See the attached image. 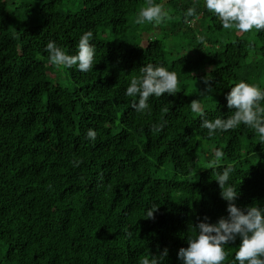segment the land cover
Instances as JSON below:
<instances>
[{"label": "trees", "instance_id": "1", "mask_svg": "<svg viewBox=\"0 0 264 264\" xmlns=\"http://www.w3.org/2000/svg\"><path fill=\"white\" fill-rule=\"evenodd\" d=\"M147 2L0 0V264H141L165 248L161 264H181L189 225L228 215L213 173L229 166L236 205L264 207V141L244 125L211 138L201 128L235 111L226 96L237 83L264 90V30L224 29L204 0H154L168 18L135 23ZM192 7L202 15L189 27ZM87 31L89 72L50 64L49 41L73 55ZM147 64L178 85L141 114L124 93Z\"/></svg>", "mask_w": 264, "mask_h": 264}, {"label": "clouds", "instance_id": "2", "mask_svg": "<svg viewBox=\"0 0 264 264\" xmlns=\"http://www.w3.org/2000/svg\"><path fill=\"white\" fill-rule=\"evenodd\" d=\"M204 7L215 14L224 29H236L240 32H249L253 28L264 30V0H204ZM200 15L202 13H198L195 7L188 8L184 23L192 27ZM167 18L168 13L163 4L148 0L147 6L139 11L135 23L160 24ZM92 40V31L83 33L73 55L67 54L54 41H49L45 51L50 64L57 69H72L75 66L82 73L89 72L93 67L96 51ZM197 40L206 45L203 36H198ZM140 73L141 76L133 78L124 93L127 97H138V101L133 99L132 104L137 113L143 114L149 110V97H162L165 93L176 94L178 78L174 71L160 65L147 64L140 68ZM226 100L227 107L235 111L227 119H203L201 128L207 130V136L211 138L217 131L227 132L244 125L264 141V90L242 81L230 88ZM190 108L193 113L203 115L201 101L193 100ZM161 128L162 125H153L150 131L159 132ZM96 137V130L90 128L86 138L95 141ZM223 155L220 149L214 152L216 161ZM233 172L231 166L219 172L214 171L213 176L217 177L215 180L221 189L220 195L228 202V215L221 217L215 224L208 223V218L205 217L197 225H189V230L194 235L189 236L188 247L178 251L181 264H222L227 258L225 246L234 244L238 238L241 243L232 264H264V207L249 206L241 209L236 205L238 195L229 183ZM158 208V205H152L147 210L148 218H153ZM167 256L168 249L165 248L158 257L155 255L151 260L145 258L141 264H161Z\"/></svg>", "mask_w": 264, "mask_h": 264}]
</instances>
